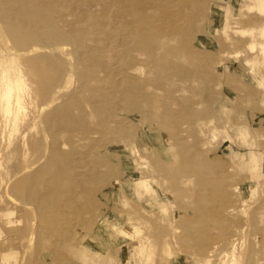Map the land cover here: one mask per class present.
Instances as JSON below:
<instances>
[{"label":"rangeland","instance_id":"rangeland-1","mask_svg":"<svg viewBox=\"0 0 264 264\" xmlns=\"http://www.w3.org/2000/svg\"><path fill=\"white\" fill-rule=\"evenodd\" d=\"M23 1L11 32L0 2V264H264V0Z\"/></svg>","mask_w":264,"mask_h":264},{"label":"bare ground","instance_id":"bare-ground-1","mask_svg":"<svg viewBox=\"0 0 264 264\" xmlns=\"http://www.w3.org/2000/svg\"><path fill=\"white\" fill-rule=\"evenodd\" d=\"M10 1H11V0H10ZM14 1H15V0H14ZM14 1L12 0L13 3H14ZM40 1H41V0H40ZM42 1L45 2L44 0H42ZM81 1H82V0H81ZM0 2H1V0H0ZM25 2H26V1H25ZM27 2H28V1H27ZM31 2H32V1H31ZM34 2H35V1H34ZM102 2H104V1L102 0ZM8 3H9V2H8ZM28 3H29V2H28ZM28 3H27V4H28ZM37 3H38V2H37ZM79 3H80V2H79ZM11 4H12V3H11ZM14 4H15V5H14ZM14 4H13L14 6L12 5V6L14 7V8L12 7L14 10L11 9L12 11H14V12H13L14 14L12 15V17H10L11 15L8 14V15H10V16H9L10 19H9L8 21H10V22H7V23H8L9 25H10V23L13 25V26H10V32L12 31V28H13V27H14L13 29H16L15 26H17V29H18V28H19V29H22V28L24 27L23 25H27L26 23H23V21H25L26 19L22 21V20H20V18H18V14H19L18 12H19V11H20V13L22 12V13L25 14V15L28 14V11L26 10V4H24V1H23V0H21V1L19 0V1H17V2L15 1ZM30 4H31V3H30ZM38 4H40V2H39ZM2 5H3V3H2ZM8 5H9V4H8ZM28 5H29V4H28ZM40 5H41V4H40ZM42 5H43V3H42ZM42 5H41V6H42ZM106 5H107V4H106ZM114 5H115V4H114ZM3 6H4V5H3ZM107 6H109V4H108ZM0 7H1V5H0ZM9 7H11V5H10ZM31 7H32V6H30V8H31ZM39 7H40V6H39ZM27 8H28V7H27ZM41 8H43V7H41ZM44 8H45V7H44ZM106 8H107V7H106ZM3 9H4V8H3ZM33 9H34V8H33ZM104 9H105V8H104ZM40 10H41V9H40ZM101 10H102V9H101ZM0 11H1V10H0ZM17 11H18V12H17ZM3 12H4V10H3ZM106 12H107V11H106ZM5 13H10V12L6 11ZM40 13H41V12H40ZM40 13H39V14H40ZM3 14H4V13H3ZM3 14H2V15H3ZM19 15H20V14H19ZM25 15H24V17H25ZM40 15L42 16V14H40ZM43 15H44V14H43ZM104 15H106V14H104ZM21 16H22V15H21ZM49 16H50V15H49ZM5 17H6V16H5ZM9 17H8V18H9ZM24 17H23V18H24ZM27 17H28V16H27ZM27 17H25V18H27ZM30 17H31V16H30ZM47 17H48V16H47ZM106 17L108 18V16H106ZM173 17H174V16H173ZM176 17H177V16H176ZM0 18H1V16H0ZM2 18H3V17H2ZM2 18H1V19H2ZM8 18H7V19H8ZM7 19H6V20H7ZM21 19H22V17H21ZM19 20L21 21V23L19 22ZM176 20H177V19H176ZM48 21H49V19H48ZM48 21H45V24H46ZM51 21H53V20L51 19ZM104 21H105V19H104ZM43 22H44V21H43ZM0 23H1V22H0ZM7 23H6V25H7ZM17 23H19L20 25H17ZM28 23H29V22H28ZM50 23H51V22H50ZM52 23H53V22H52ZM52 23H51V24H52ZM98 23H99V22H98ZM100 23H101V22H100ZM104 23H105V22H104ZM104 23H103V24H104ZM14 24H15V25H14ZM47 24H48V23H47ZM57 24H59V23H57ZM103 24H102V25H103ZM105 24H106V23H105ZM3 25H5V23H3ZM102 25H101V27H102ZM37 26H38V24H37ZM54 26H55L56 28L58 27L57 29L54 28L53 31H52V34H53L52 37L56 38V37H55V36H56L55 34H57V32H55V30L58 31L59 26H58V25L56 26V24H54ZM1 27H2V26H1ZM20 27H21V28H20ZM27 27H28V26H27ZM38 27H39V29H38L37 31H39V30L47 31V30L44 29L43 27L41 28V25L38 26ZM38 27H37V28H38ZM52 27H53V24H52ZM103 27H104V25H103ZM3 28H4V26H3ZM5 28H7V27L5 26ZM28 28H30V26H29ZM34 28H35V27H34ZM34 28L32 27L31 29L34 30ZM37 28H36V29H37ZM60 28H61V27H60ZM104 28H105V27H104ZM19 29H18V30H19ZM31 29H30V30H31ZM0 31H1V30H0ZM4 31H5V30H4ZM14 31H15V30H14ZM21 31H22V30H21ZM25 31L27 32V29H26ZM42 31H41V32H42ZM1 32H2V31H1ZM10 32H8V33H10ZM54 32H55V33H54ZM62 32H63V31H62ZM2 33H3V32H2ZM2 33H1V34H2ZM8 33H7V34L5 33V38H6V36L8 35ZM20 33H21V32H20ZM32 33H33V31H32ZM42 33H43V32H42ZM42 33H41V36H39V35L37 34V32H35V37H36L37 35H38L39 37H42ZM47 33H48V32H47ZM58 33H59V31H58ZM63 33H64V32H63ZM63 33H61V34H63ZM14 34H18L17 31H16L15 33H12V35H14ZM21 34H22V33H21ZM23 34H24V33H23ZM36 34H37V35H36ZM10 35H11V34H10ZM24 35H25V34H24ZM63 35H64V34H63ZM66 35H67V34H66ZM32 36H34V35H32ZM38 36H37V37H38ZM43 36H44V34H43ZM115 36H116V35H115ZM10 37H11V36H10ZM35 37H34V40H35ZM49 37H50V36H49ZM58 37H59V39H60V34H59ZM58 37H57V38H58ZM62 37H64V36H62ZM67 37H68V36L64 37V39L66 38V41H68V40H67ZM8 38H9V36H8ZM31 38H32V37H31ZM43 38H44V37H43ZM73 38H74V37H73ZM75 38H76V37H75ZM1 39H2V37H1ZM3 39H4V38H3ZM36 39H37V38H36ZM52 39H53V38H52ZM59 39H58V40H59ZM62 39H63V38H61V40H62ZM64 39H63V40H64ZM71 39H72V38H71ZM76 39H77V38H76ZM26 40H27V38H26ZM32 40H33V39H32ZM37 40H39V39H37ZM55 40H56V39H55ZM58 40H56V41H58ZM73 40H74V39H73ZM121 40H122V39H121ZM19 41H20V39H19ZM46 41H47V40H46ZM66 41H65V42H66ZM77 41H78V40H77ZM127 41H128V40H127ZM127 41H126V42H127ZM2 42H3V40H2ZM7 42H8V41H7ZM12 42H13L12 44L14 45L15 42H14V41H12ZM16 42H17V41H16ZM31 42H32V41H31ZM33 42H34V41H33ZM33 42H32V43H33ZM35 42H36V41H35ZM35 42H34V44H30V45H29V43H30V42H29L27 46H24V45H23V46L21 47L20 50H17L18 55H21V56H32L33 54L37 55L38 50L42 51L43 49L40 48V44H39V43H35ZM43 42H44V41H43ZM49 42H50V41H49ZM54 42H55V41H54ZM72 42H73V41H72ZM3 43H4V42H3ZM3 43H2V44H3ZM18 43H19V42H18ZM25 43H26V41H25ZM50 43H51V42H50ZM58 43H59V42H58ZM69 43H70V42H69ZM78 43H80V42L78 41ZM4 44H6V43H4ZM38 44H39V45H38ZM16 45H18V44H17V43L15 44V49H16ZM42 45H43V43H42ZM42 45H41V47H42ZM44 45H45V44H44ZM52 45H54V44H52ZM5 46H6V45H5ZM17 47L20 48L19 46H17ZM51 47H53V49H54L55 51H58V50L60 49V47H58L57 44L54 45V46H51ZM62 47H64V46H62ZM11 48H12V47H11ZM47 48H48V47H47ZM47 48H45V49H47ZM53 49H52V50L49 49V50H51V52H52ZM61 49H62V48H61ZM15 51H16V50H14V52H15ZM46 51H47V50H46ZM46 51H45V52H46ZM55 51H54V52H55ZM59 51H60V50H59ZM61 52H62V51H61ZM8 53H11V52H8ZM40 53H41V52H40ZM42 53H43V52H42ZM58 53H59V52H58ZM38 54H39V53H38ZM46 54H47V53H46ZM48 54H49V53H48ZM48 54H47V55H48ZM44 55H45V54L43 53V54L40 55V57L42 58V57H44ZM50 55H52V53H51ZM21 56H20V58H22V60L26 63V61H25V57H21ZM53 56H54V55H53ZM71 56H72V55H71ZM33 57H34V60H35V56H33ZM50 57H51V56H50ZM50 57H49V58H50ZM64 57H66V53L64 54ZM123 57H124V56H123ZM38 58H39V57H38ZM51 58H53V57H51ZM54 58H55V57H54ZM70 58H71V57H70ZM73 58H74V57H73ZM81 58H82V57H81ZM27 59L29 60L30 57L27 58ZM42 59H43V58H42ZM44 59H46V57H45ZM61 59H62V58H61ZM65 59H66V58H65ZM30 60L32 61V65H34V66L36 67V69L39 70L38 73H40V71H42V65H43L42 62L44 63V61L41 60L42 62H41V65H40V63L38 62V60H35V61L38 62V64L35 63V61L32 59V57H31ZM30 60H29V61H30ZM39 60H40V59H39ZM47 60H48V58L46 59V61H47ZM62 60H63V59H62ZM62 60H61V61H62ZM67 60H68V57H67ZM29 61H28V62H29ZM31 61H30V63H31ZM46 61H45V62H46ZM64 61H66V60H64ZM119 61H120V60H119ZM51 62H52V59H51ZM54 62H55V60H54ZM59 62H60V61H59ZM68 62H69V61H68ZM71 62H72V61H71V59H70V63H71ZM25 63H24V64H25ZM30 63H28V66H29ZM57 63H58V61H57ZM66 63H67V62H66ZM66 63H65V64H66ZM109 63H110V62H109ZM35 64H36V65H35ZM44 64H45V63H44ZM30 65H31V64H30ZM32 65H31V66H32ZM59 65H60V64H59ZM61 65H62V64H61ZM52 66H55V65H52ZM67 66H68V65H67ZM44 67H45V66H44ZM56 67H57V66H56ZM60 67H61V66H59L58 69H60ZM62 67H64V66H62ZM62 67H61V68H62ZM68 67H69V69H71V68H70V64H69ZM48 68H51V66L48 67ZM15 69H16V68H15ZM27 69H28V67H27ZM66 69H67V68L65 67V70H66ZM2 70H3V69H2ZM46 70H47V68H46ZM46 70H45V71H46ZM49 70H50V69H48V71H49ZM53 70H54V69H53ZM62 70H63V68H62ZM34 72H35V70H34ZM49 72H50V71H49ZM100 72H101V71H100ZM43 73H44V72H43ZM43 73H42V76L45 75L47 72H46L45 74H43ZM53 73H54V72H53ZM70 73H71V72H70ZM4 74H5V73H4ZM35 74H36V73H35ZM35 74H34V75H35ZM51 74H52V72H51ZM61 74H62V73H61ZM66 74L68 75L67 71H66ZM66 74H65V75H66ZM111 74H112V73H111ZM19 75H20V74H19ZM38 75H39V74H38ZM52 75L54 76L55 73L52 74ZM56 75H58V73H57ZM67 75H66V76H67ZM11 76H12V75H11ZM15 76H16V75H15ZM46 76H47V75H46ZM48 76H49V75H48ZM66 76H63V77H66ZM68 76H70V75H68ZM112 76H113V75H112ZM18 77H19V76H18ZM49 77H50V76H49ZM49 77H48V78H49ZM16 78H17V76H16ZM34 78H35V77H34ZM40 78H42V77L40 76ZM44 78H45V76H44ZM4 79H5V78H4ZM18 79H20V78H17V80H18ZM45 79H46V78H45ZM66 79H67V77H66ZM15 80H16V79H15ZM15 80H14V81H15ZM43 80H44V79L42 78V79H41V82H42ZM80 80H81V79H80ZM5 81H6V85H7V87H6L5 92L3 91L4 95L2 94L3 96H5V102L3 103V104H4L3 107H4V109H5L6 112H10V110H11V106H12V105H13V106H14V105H15V106H19V105H20V99H21V98L19 97V94H18V96H15L14 98H11V96H10V95H11V94H10V93H11V92H10L11 90H10V89L13 90V87H11V85H12V80L10 81V82H11L10 84H9V83L7 84V82H9V81H8V78H7ZM19 81H20V80H19ZM21 81H22V80H21ZM50 81H51V79H50ZM65 81H66V80H65ZM67 81H70L69 78H68ZM71 81H72V80H71ZM81 81H82V80H81ZM15 82H16V81H15ZM15 82H13L14 85H15ZM17 83H19V82H17ZM44 83H45V81L42 82V87H43V88H44V86H43ZM49 83H50V82H49ZM49 83H48V84H49ZM67 83H68V82H67ZM21 84H22V83H21ZM45 84H46V83H45ZM19 85H20V84H18V86H19ZM65 85H66V84H65ZM115 85H116V84H115ZM4 86H5V85H4ZM20 86H21V85H20ZM39 86H40V85H39ZM116 86H117V85H116ZM15 87H16V86H15ZM21 87L25 88L23 84H22ZM21 87H19V88H21ZM66 87H67V86H66ZM117 87H118V86H117ZM140 87H141V86H140ZM17 88H18V87H17ZM19 88H18V90H19ZM40 88H41V86H40ZM43 88H42L41 90H43ZM69 88H70V87H69ZM3 89H4V87H3ZM78 89H79V88H78ZM20 90H22V88H21ZM24 90H25V89H24ZM104 90H105V89H104ZM16 91H17V90H16ZM58 91H60V90H58ZM61 91H62V90H61ZM65 91H66V90H65ZM12 92H13V91H12ZM20 92H22V91H20ZM23 92H24V91H23ZM58 93H59V94H62V92H58ZM16 94H17V92H16ZM59 94H58V96L56 95V96L58 97V99H59ZM63 94H64V93H63ZM63 94H62V95H63ZM110 95H111V94H110ZM60 96H61V95H60ZM0 97H2V96H0ZM50 98H51V97H50ZM87 98H88V97H87ZM0 99H1V98H0ZM3 99H4V98H3ZM55 99H57V98L55 97ZM55 99H53V101H54ZM37 100H38V99H37ZM59 100H60V99H59ZM61 100H62V99H61ZM109 100H111V99H109ZM49 101H50V100H49ZM56 101H57V100H56ZM105 101H106V100H105ZM1 102H3V101H1ZM1 102H0V103H1ZM54 102H55V101H54ZM50 103H51V102H50ZM50 103H49V104H50ZM112 103H113V102H112ZM52 104H53V102H52ZM21 105H22V104H21ZM63 105H64V104H63ZM34 106H35V105H34ZM49 106H50V105H49ZM66 106H67V104H66ZM44 108H46V107H44ZM48 108H49V107H48ZM18 109H19V108H18ZM18 109H16V110H18ZM63 109H64V108H63ZM19 110H21V109H19ZM19 110H18V111H19ZM41 110H42V108H41ZM50 110H51V109H50ZM2 111H3V110H2ZM13 111H14V110H13ZM36 111H37V110H36ZM39 111H40V110H39ZM39 111H38V112H39ZM63 111H64V110H63ZM11 112H12V111H11ZM16 112H17V111H16ZM16 112H15V114H16ZM19 112H20V111H19ZM45 112H46V111H45ZM41 113H42V112H41ZM58 113H59V112H58ZM4 114H5V113H4ZM6 114H7V113H6ZM42 114H43V113H42ZM51 114H52V113H51ZM65 114H66V112H65ZM65 114H64V115H65ZM10 115H11V114H10ZM46 115H47V114H46ZM49 115H50V114H49ZM41 116H42V115H41ZM65 116H67V115H65ZM108 117H109V116H108ZM42 118H43V117H42ZM44 118H46V117H44ZM59 118L61 119V117H59ZM62 118H63V116H62ZM65 118H66V117H65ZM27 119H28V118H27ZM48 119H49V118H48ZM45 120H46V119H45ZM61 120H64V119H61ZM65 120H66V119H65ZM30 121H31V119H30ZM47 123H48V121H47ZM64 124H65V123H64ZM30 129H31V128H30ZM76 129H77V128H76ZM23 133H24V132H23ZM23 138H24V137H23ZM22 142H23V141H22ZM97 142H98V141H97ZM21 145H22V144H21ZM23 150H24V149H23ZM27 150H28V149H27ZM17 153H18V152H17ZM30 153H31V152H30ZM45 153L47 154V152H45ZM42 155H43V154H42ZM43 158H45V157H42V159H43ZM23 162H24V161H23ZM41 162H42V161H41ZM15 165H16V164H15ZM41 167H42V166H41ZM48 167H49V166H48ZM30 168H31V167H30ZM32 168H33V167H32ZM44 168H45V169H43V170L47 171V170H46L47 168H46V167H44ZM21 169H22V168H21ZM25 169H26V168H25ZM41 169H42V168H41ZM41 169H40V172L42 171ZM30 170H31V169H30ZM30 170H29V171H30ZM20 171H21V170H20ZM38 171H39V170H38ZM40 172H37V174L39 173V175H40V174H41ZM43 173H45V172H43ZM26 174H27V173H26ZM28 174H29V173H28ZM34 174H35V173H34ZM34 174H32V175L35 176ZM30 175H31V174H30ZM41 175H42V174H41ZM41 175H40V176H41ZM21 176H24V175H21ZM21 176H20V177H21ZM31 177H32V176H31ZM37 177H38V176H37ZM37 177H36V178H37ZM33 178H34V182H35V181H36V180H35V177H32V179H33ZM41 178H42V177H39L37 180L40 179L39 181H41ZM32 179H31V180H32ZM28 180H30V179H29V175H28V178H27V175H26V177H21V178L18 179L17 181L14 180V184L12 183L13 186H10V188L13 189L14 194H16V195H20V196H21V195L25 196V191L29 189L28 187H27L28 189L26 188L27 183H28ZM31 180H30V182H31ZM10 182H12V181H10ZM36 183H37V182H35V185H36ZM50 183H53V182H50ZM8 184H9V183H8ZM10 184H11V183H10ZM28 184H30V183H28ZM39 184H40V183H39ZM39 184H38V185H39ZM30 185H33V184L31 183ZM36 186H37V185H36ZM8 187H9V186H8ZM29 187H31V186H29ZM33 187H34V185H33ZM34 189H35V188H34ZM5 190H6V189H5ZM7 190H8V189H7ZM9 190H10V189H9ZM29 190H30V189H29ZM31 191H32V190H31ZM33 192H34V190H33ZM33 192H32V193H33ZM28 193H29V192H28ZM28 193H26V194H28ZM30 194H31V193H30ZM21 197H22V196H21ZM22 198H23V197H22ZM24 198H25V197H24ZM26 198H27V195H26ZM9 200H10V199H9ZM13 200H14V199H13ZM22 201H23V199H22ZM19 202H20V201L18 200V203H19ZM16 203H17V202H16ZM21 203H22V202H21ZM21 203H20V204H21ZM31 211H32V210H31ZM29 212H30V211H29ZM32 212H34V211H32ZM30 213H31V212H30ZM32 214H33V213H32ZM221 215H222V214H221ZM29 216H30V215H29ZM71 216H72V215H71ZM71 218H72V217H71ZM1 221H2V220H1ZM32 228H33V227H32ZM263 230H264V229H263ZM221 237H222V236H221ZM26 264H27V263H26ZM29 264H30V263H29Z\"/></svg>","mask_w":264,"mask_h":264}]
</instances>
